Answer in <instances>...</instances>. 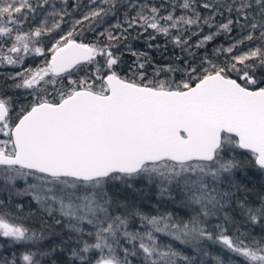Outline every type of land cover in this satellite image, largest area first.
Instances as JSON below:
<instances>
[{"label": "snow or ice", "instance_id": "obj_1", "mask_svg": "<svg viewBox=\"0 0 264 264\" xmlns=\"http://www.w3.org/2000/svg\"><path fill=\"white\" fill-rule=\"evenodd\" d=\"M71 7L0 0V65L20 68L0 86V237L23 249L0 264L65 253L64 264H264V187L238 178L264 174V0H89L79 18V0ZM136 29L132 39L151 31L187 54L156 73L184 78L147 79L150 58L127 43ZM87 31L97 40L76 38ZM221 34L230 43L212 56L230 59L194 63ZM121 45L136 57L126 76ZM12 90L30 100L15 107ZM13 197L53 223L30 225Z\"/></svg>", "mask_w": 264, "mask_h": 264}, {"label": "trees", "instance_id": "obj_2", "mask_svg": "<svg viewBox=\"0 0 264 264\" xmlns=\"http://www.w3.org/2000/svg\"><path fill=\"white\" fill-rule=\"evenodd\" d=\"M76 0H69V11H72V7L71 5L73 3H75ZM200 2H203V0H200ZM81 9L80 12H76L74 13V17L75 18H79V15L86 11L87 8L85 6L89 5V0H79ZM123 12L124 9L120 8L119 11L115 14V16H111L108 18L107 23L104 25V27H108L111 24H115L117 18H119L121 21L123 20ZM205 15H207L208 13L205 12ZM177 15H179V12H177ZM73 18V16H70L68 19L69 21H71V19ZM217 22H220V18L216 17ZM69 24H65L62 27H64V30L66 31L67 28L69 27ZM25 30H27V26L25 27ZM103 28H100L99 31H103ZM140 31L139 29H136L135 31L131 32L129 34V39L127 41V43L130 44L131 46V50L132 51H136V52H143L146 53L147 57L150 58L149 61L145 64V75L147 77L148 80H153L155 79L157 82L159 80H175V81H180L183 77L182 73H171V72H164L161 71L159 72L158 75H156L157 73V69H163L165 67H167L168 65H172V66H176L177 63H179L180 67H184L183 64V59L186 58L187 54L182 52L181 49L179 47L174 46L172 43L167 42L165 37L163 35L160 36H156L155 39L148 41V36L152 35L151 31H149L148 33L142 34L138 39H132V37L136 36V32ZM192 31H196L195 28L192 29ZM214 31V29H213ZM204 34H207L208 32V28L205 26L203 29ZM231 35L233 37L237 36V31L234 30ZM78 40L83 39V42L85 43H91L93 41L97 40V34L94 33L93 31H87L83 34V37L77 36L76 37ZM200 39L199 36L193 37L191 42L192 44H195L196 40ZM101 42H103L104 38L101 37L100 38ZM151 43L153 45V47H149L148 44ZM230 41L229 39L226 37V35L221 34L219 35L214 41L209 42L204 48L201 49H193L194 52H196L197 54V59L194 63H199V58L203 57L205 55V53L208 54L209 58H213L214 62L216 63H221L223 62L226 58L230 59V57H226V55H220L218 58H215L212 56L213 53V49L219 47V46H223L225 48L228 47ZM156 45H159L160 47L157 48ZM48 47H50V44L48 45ZM242 50H246V49H241L238 51H234V55H239L240 51ZM123 53V55L121 56V62L120 64L117 66V71L119 72V74L121 76H126L129 74V68L132 66L133 62L136 60V57L133 56L131 54L130 51L126 50L125 47H123V45H121L118 50H117V54ZM180 57V61L177 62L176 58ZM45 59V57H27L26 58V62L24 63V66H33L35 64H37V62H42ZM143 62V61H142ZM189 67H191L192 65H188ZM20 68L14 67V66H5V65H0V86H2L4 84V77L5 75H7L8 73H11L13 71H18ZM233 77L235 78V76L233 75ZM10 83V81L8 82ZM64 83H67V81L64 80ZM49 91H51V89H49ZM8 95H10L12 97V99L15 102V107L19 108L21 105L26 104L29 100H30V96L27 95V93L21 91H16V90H12L9 91ZM15 113H13L14 115ZM258 174L256 172V170L253 169H249L247 176H239L238 178L246 180V181H251L255 180L254 176ZM137 187H140L139 184H137ZM249 188H254L255 190L259 191L261 189V187L257 186L255 184L248 186ZM243 195V193H242ZM250 198H254V196H251ZM25 199H22V201H20V203L23 204V214H32L31 219L28 221V223L34 227H40L42 220L47 222V224H52L53 221L48 218L47 214H42L41 211L38 209H31V207H33L31 204H29V206H26ZM211 221L213 224L219 223L220 219L213 217L211 218ZM57 231H59V228L56 229ZM259 229H257L258 231ZM211 251H212V255H215L217 252H219V248L218 247H213L210 245ZM23 249L20 248L17 245H10L9 241L3 237H0V261H2L4 258H7L8 260H11L13 257V254L15 253L17 256L19 255V252L22 251ZM225 258L227 257V253L224 254ZM58 258L61 261V264H64V261L67 259V254H58ZM95 258V257H94ZM77 264H79V262L77 261ZM133 264H137L136 261L133 262ZM208 264H212V259L211 257L208 258Z\"/></svg>", "mask_w": 264, "mask_h": 264}, {"label": "rangeland", "instance_id": "obj_3", "mask_svg": "<svg viewBox=\"0 0 264 264\" xmlns=\"http://www.w3.org/2000/svg\"><path fill=\"white\" fill-rule=\"evenodd\" d=\"M41 63L42 62H37V64H35L33 66H24L23 65V67L24 68H27V67H35L36 65L41 64ZM17 68H19V67H17ZM74 78L78 79L79 77H74ZM64 80L67 81L66 78H64ZM256 172L258 174L256 175V173H255V176H254V179L255 180L250 179L251 181H248V186L251 187V185H254L255 186V184H256L257 186H259V187L262 188V187H264V174H261L258 171H256ZM23 186H24V184H23L22 181L21 182H18V187H23ZM0 199H3L4 202H5V204H8V196H7V194L0 195ZM22 199H25V202L24 203H26V206H29V204H31L33 206V207H31V209H38V205L34 201H31L30 197H20V198L13 197L12 198V201H11V204L9 206L14 209L16 204H22V203H20V201H22ZM42 214H46V213H42Z\"/></svg>", "mask_w": 264, "mask_h": 264}, {"label": "water", "instance_id": "obj_4", "mask_svg": "<svg viewBox=\"0 0 264 264\" xmlns=\"http://www.w3.org/2000/svg\"><path fill=\"white\" fill-rule=\"evenodd\" d=\"M234 78V77H233Z\"/></svg>", "mask_w": 264, "mask_h": 264}]
</instances>
